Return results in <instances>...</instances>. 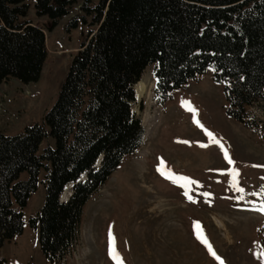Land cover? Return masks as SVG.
Wrapping results in <instances>:
<instances>
[{
	"label": "trees",
	"instance_id": "obj_1",
	"mask_svg": "<svg viewBox=\"0 0 264 264\" xmlns=\"http://www.w3.org/2000/svg\"><path fill=\"white\" fill-rule=\"evenodd\" d=\"M77 2L35 0L34 9L49 18L52 30ZM87 2L81 7L97 27L73 56L53 106L42 122L17 135L0 132V248L22 233L23 209L45 169V202L29 226L37 229L51 264L77 239L89 198L140 144L144 130L132 102L148 65H154L159 102L210 69L214 81L223 83L228 115L264 130L248 111L258 104L264 114V0ZM29 7L27 0H0V83L40 77L48 54L45 32L27 19ZM80 20L73 17L66 29ZM47 136L54 146L47 144L39 154ZM24 172L28 178L21 180ZM72 183L68 200L61 201ZM262 232L264 243V226Z\"/></svg>",
	"mask_w": 264,
	"mask_h": 264
},
{
	"label": "rangeland",
	"instance_id": "obj_2",
	"mask_svg": "<svg viewBox=\"0 0 264 264\" xmlns=\"http://www.w3.org/2000/svg\"><path fill=\"white\" fill-rule=\"evenodd\" d=\"M85 1L78 0L49 30V18L37 16L35 0H27V19L44 29L48 54L37 81L9 78L0 83V132L17 135L26 126L42 122L53 106L73 56L97 27L93 15L81 7ZM97 1L88 0L87 7ZM75 16L84 20L68 31ZM140 81L144 90L140 93L135 87L132 102L144 130L140 144L89 198L77 239L58 264H117L109 255L110 244L123 264H220L197 238V222L223 264H264L258 255L264 251V213L254 208L264 203V130L255 131L228 115L223 83L214 81L210 69L173 90L162 103L155 93L153 64L146 67ZM182 101L196 109V119L220 141L232 164L220 145L211 142L193 121V113ZM248 111L263 127L259 105ZM54 143L47 136L39 154ZM161 160L165 172L196 183L174 182L162 175L157 170ZM233 168L238 170L235 177ZM44 176L42 169L37 189L23 209L22 233L0 248L3 264H51L41 251L37 229L29 226V218L45 202ZM27 178V172L20 176ZM71 188H66L62 198L70 195Z\"/></svg>",
	"mask_w": 264,
	"mask_h": 264
},
{
	"label": "snow or ice",
	"instance_id": "obj_3",
	"mask_svg": "<svg viewBox=\"0 0 264 264\" xmlns=\"http://www.w3.org/2000/svg\"><path fill=\"white\" fill-rule=\"evenodd\" d=\"M182 105L185 106L190 112L193 113V121H194L195 123H197V125H198L199 127H201V128L204 130L205 134L210 138L211 142L220 145V147H221V151L224 152V157H225V159L228 161L229 164H232L233 161L230 159V157H229L227 151L223 148V145L220 143V141L217 140V139L214 137V134H213L211 131H209L207 128H204V126H203L202 124H200V122L196 119V116H195L196 109H195L194 107H192V106L190 105V103L187 102V101H182ZM183 143H189V142H188V141H183ZM198 143H199V142H198ZM200 146H201V147H206L207 145H205V144H201ZM163 164H164V162H163V160H161L160 165L157 166V170L160 171L162 175H166L167 178H169V179H173L174 182H177V180L182 179V180H185V181H189L190 183H196L195 181H190L189 178H187V177H174L173 174H172L170 171H169V172H165V171L163 170V168H162V165H163ZM237 172H238L237 169H235V168L231 169V173L233 174L234 177H235V175L237 174ZM184 186L186 187L187 185H184ZM234 186H236V185H235V182H234ZM239 191H243V189L241 188V189H239ZM185 195L187 196V192H185ZM205 195H210V194H209V193H205ZM188 198L191 199L190 196H189ZM254 208H255L256 210H258V211L264 213V203H261V204H259V205H255V204H254ZM109 237H110V240H111V233H109ZM197 238H198L202 243L205 244V246L208 248L209 253H210L212 256H214L216 260L220 261V264H223V261L221 260V258H220L219 256L216 255V253L213 251L211 245L208 243L207 239H206V238L202 235V233L200 232V229H199V227H198V222H197ZM109 255H110L114 260H116L117 264H123V262H122V261L120 260V258H119L118 253H116V252L111 248V244H110V247H109ZM258 255H260V257H261L262 259H264V251H261L260 253H258Z\"/></svg>",
	"mask_w": 264,
	"mask_h": 264
},
{
	"label": "bare ground",
	"instance_id": "obj_4",
	"mask_svg": "<svg viewBox=\"0 0 264 264\" xmlns=\"http://www.w3.org/2000/svg\"><path fill=\"white\" fill-rule=\"evenodd\" d=\"M142 78V77H141ZM141 80V79H140ZM138 81V83L136 85H134L136 87V89L138 90V92L142 93L143 90H144V83L142 81ZM134 87V88H135ZM68 186H71L72 187V184H69ZM62 198V195L61 197ZM66 199V198H65ZM64 198H62V200H65Z\"/></svg>",
	"mask_w": 264,
	"mask_h": 264
},
{
	"label": "water",
	"instance_id": "obj_5",
	"mask_svg": "<svg viewBox=\"0 0 264 264\" xmlns=\"http://www.w3.org/2000/svg\"><path fill=\"white\" fill-rule=\"evenodd\" d=\"M100 158H99V161H98V163L97 164H99L100 163ZM82 178V177H81ZM68 198V197H67ZM67 198L65 199V200H62V198H60L61 199V201H66L67 200Z\"/></svg>",
	"mask_w": 264,
	"mask_h": 264
}]
</instances>
